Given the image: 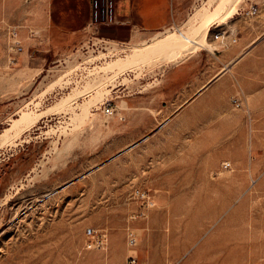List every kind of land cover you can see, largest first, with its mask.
Listing matches in <instances>:
<instances>
[{
  "label": "rangeland",
  "instance_id": "rangeland-1",
  "mask_svg": "<svg viewBox=\"0 0 264 264\" xmlns=\"http://www.w3.org/2000/svg\"><path fill=\"white\" fill-rule=\"evenodd\" d=\"M183 1L166 32L209 0ZM237 2L169 84L155 70L184 60L108 77L85 123L53 111L4 135L159 35L90 25L87 0H0V264H264V0Z\"/></svg>",
  "mask_w": 264,
  "mask_h": 264
},
{
  "label": "bare ground",
  "instance_id": "bare-ground-1",
  "mask_svg": "<svg viewBox=\"0 0 264 264\" xmlns=\"http://www.w3.org/2000/svg\"><path fill=\"white\" fill-rule=\"evenodd\" d=\"M237 3V0H209L206 2V5L197 8L194 14L189 17L188 29L181 30L177 28L176 30L159 32V36L153 42L147 43L146 45L142 43L144 46L138 45V47H134L135 49L132 48L134 50L129 56L125 58L118 57L109 62L107 61L104 66H99L101 68L100 72L103 73L101 75L102 78H99V76V79L96 78L93 81L91 80L92 82H87L84 88H76L73 93L64 97L59 103L39 114L33 115L30 112L24 111L21 118H14L13 127L6 129L4 135L8 134L11 129H17V133L20 135L25 131L26 127L38 123L53 111H70L71 121L76 125L85 123L91 117L90 108L92 104L102 100L106 96L108 90L105 88V82H107L105 79L108 77L112 78L119 74L120 71L137 66L143 61H153L154 59L162 57L185 56L199 51L202 47L216 49L215 43L210 38L211 27L218 21L219 26H221L223 20L229 24L230 19L238 8ZM231 29L234 31L233 26ZM221 33L222 30H217L214 37H220ZM108 54V52H103L102 55L107 57ZM97 58L98 55H95L93 58L87 60L93 62ZM67 76H69L68 72L60 74L56 80L51 82L52 85L61 83ZM87 94H90V98L75 105L80 97Z\"/></svg>",
  "mask_w": 264,
  "mask_h": 264
},
{
  "label": "crops",
  "instance_id": "crops-1",
  "mask_svg": "<svg viewBox=\"0 0 264 264\" xmlns=\"http://www.w3.org/2000/svg\"><path fill=\"white\" fill-rule=\"evenodd\" d=\"M87 3H89V0H87ZM186 8H187V4L183 0H118V11L120 18L127 22L124 25V27H126L130 31L131 37H134V34H136L135 38L148 36L149 34L154 32L155 33L165 32L166 28L171 27L172 24L177 23L178 21L184 18ZM232 18H234V16ZM214 27L215 28L220 27L219 21L216 22L211 27V31ZM201 50L212 51V49H209L207 47H202L199 51ZM189 55H185V56H189ZM238 55L239 53L237 54L236 58L238 57ZM177 59L184 60L183 58L180 57H174L173 59H169V60L173 61ZM154 60L153 61L149 60L148 61L149 63L143 61L137 66L140 67L145 64L153 65L158 61L166 60V59H154ZM231 63H233V61ZM188 64L189 61L187 59L184 61H180L176 64L166 63L162 65L161 69L155 70V78H156L155 81H159V82L164 81V83L169 84V82H171V78L173 77V75L185 71V69L188 67ZM227 67L228 65H226V67H224L223 70L226 69ZM223 70L221 69L220 71H218L210 80L199 86L192 94H190L187 98H185L180 104H177L172 114L183 109L185 106H187V104L191 100H193L195 97L201 94L203 90H205L210 83L216 80L217 77L221 75V73H223Z\"/></svg>",
  "mask_w": 264,
  "mask_h": 264
},
{
  "label": "built area",
  "instance_id": "built-area-1",
  "mask_svg": "<svg viewBox=\"0 0 264 264\" xmlns=\"http://www.w3.org/2000/svg\"><path fill=\"white\" fill-rule=\"evenodd\" d=\"M90 8V25L94 26H124L127 22L122 20L118 11V0H89ZM223 32L220 37H223ZM220 37H215L219 39ZM237 42V38L233 39ZM131 239H135L131 237ZM94 244L104 245V236L98 235L93 237L88 243V248H93ZM131 264H136L135 259H131Z\"/></svg>",
  "mask_w": 264,
  "mask_h": 264
}]
</instances>
